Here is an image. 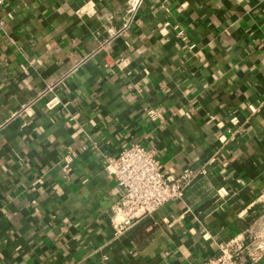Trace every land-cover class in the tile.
<instances>
[{"label":"crops","instance_id":"0c3cea01","mask_svg":"<svg viewBox=\"0 0 264 264\" xmlns=\"http://www.w3.org/2000/svg\"><path fill=\"white\" fill-rule=\"evenodd\" d=\"M128 1L0 2L4 264H203L264 215V0ZM133 144L197 175L117 232Z\"/></svg>","mask_w":264,"mask_h":264},{"label":"built area","instance_id":"2783aa9c","mask_svg":"<svg viewBox=\"0 0 264 264\" xmlns=\"http://www.w3.org/2000/svg\"><path fill=\"white\" fill-rule=\"evenodd\" d=\"M142 3L143 0H129V12L133 15ZM4 26L5 22L0 16V30ZM148 114L153 119L159 116L155 110L148 111ZM233 121L237 122V119ZM105 159L106 172L121 189L114 206V211L122 214V219L117 223V232L142 218L152 217L163 206L179 199L197 175L191 169H185L175 177L169 175L156 151L140 144L122 148L116 157L105 155ZM71 169V160H65L63 170L67 173ZM263 259L264 215L257 226H247L232 241L222 243L220 253L203 264H257ZM0 264H4L1 259Z\"/></svg>","mask_w":264,"mask_h":264}]
</instances>
